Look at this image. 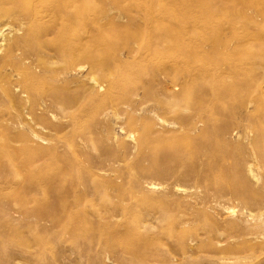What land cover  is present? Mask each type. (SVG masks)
Instances as JSON below:
<instances>
[{
	"label": "rangeland",
	"instance_id": "obj_1",
	"mask_svg": "<svg viewBox=\"0 0 264 264\" xmlns=\"http://www.w3.org/2000/svg\"><path fill=\"white\" fill-rule=\"evenodd\" d=\"M263 145L264 0H0V263L264 264Z\"/></svg>",
	"mask_w": 264,
	"mask_h": 264
},
{
	"label": "bare ground",
	"instance_id": "obj_2",
	"mask_svg": "<svg viewBox=\"0 0 264 264\" xmlns=\"http://www.w3.org/2000/svg\"><path fill=\"white\" fill-rule=\"evenodd\" d=\"M74 8V7H73ZM198 99V98H197ZM199 100H201V99H199ZM197 101V100H196ZM192 102V101H191ZM199 102V101H198ZM196 105V104H195ZM202 107V106H201ZM264 146V145H263ZM203 150V149H202ZM209 150V149H208ZM264 152V151H263ZM197 155V154H196ZM200 156V155H199ZM185 158V157H184ZM196 167V166H195ZM196 170V169H195ZM251 200V199H250ZM254 201V200H253ZM253 206V205H252ZM0 252H1V250H0ZM1 256V255H0ZM2 262V261H1ZM0 264H8L6 261H4V263L2 262V263H0Z\"/></svg>",
	"mask_w": 264,
	"mask_h": 264
}]
</instances>
